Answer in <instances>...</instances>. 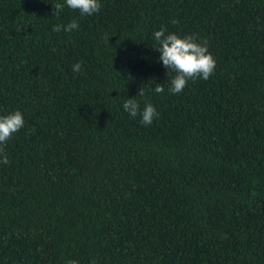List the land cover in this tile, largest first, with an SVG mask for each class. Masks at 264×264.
I'll return each instance as SVG.
<instances>
[{
  "label": "trees",
  "instance_id": "trees-1",
  "mask_svg": "<svg viewBox=\"0 0 264 264\" xmlns=\"http://www.w3.org/2000/svg\"><path fill=\"white\" fill-rule=\"evenodd\" d=\"M57 2L0 0V116L24 119L0 163V264H264V0ZM161 28L207 42L208 80L169 92Z\"/></svg>",
  "mask_w": 264,
  "mask_h": 264
},
{
  "label": "clouds",
  "instance_id": "clouds-1",
  "mask_svg": "<svg viewBox=\"0 0 264 264\" xmlns=\"http://www.w3.org/2000/svg\"><path fill=\"white\" fill-rule=\"evenodd\" d=\"M67 8L78 11L81 16H92L100 11L99 0H63V3L57 2L53 5V16L59 17L60 13ZM78 28L75 20L67 25L57 24L52 28L53 32H71ZM166 29L161 28L153 33V38L158 45L156 51L160 53L159 61L168 69V76L175 73L171 79V94H179L186 87L187 83L196 79L208 80L213 74L216 61L209 53L207 42H198V38L194 35H186L179 37L176 34L165 35ZM81 70V64L76 63L73 66L74 72ZM155 93L164 92L163 85H157L154 89ZM137 95L143 96L140 90ZM122 108L131 117L141 116L143 125H150L154 117L158 114L154 106L147 103L142 111L138 102L134 98L124 99ZM24 126L23 115L20 111H14L8 115L0 116V163L8 164L9 160L4 151V146ZM66 264H78L76 260H68Z\"/></svg>",
  "mask_w": 264,
  "mask_h": 264
}]
</instances>
